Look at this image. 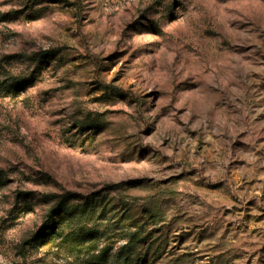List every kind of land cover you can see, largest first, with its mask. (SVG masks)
<instances>
[{
  "label": "rangeland",
  "instance_id": "obj_1",
  "mask_svg": "<svg viewBox=\"0 0 264 264\" xmlns=\"http://www.w3.org/2000/svg\"><path fill=\"white\" fill-rule=\"evenodd\" d=\"M60 193L105 198L104 264L128 223L146 264H264V0H0V264H85L35 239Z\"/></svg>",
  "mask_w": 264,
  "mask_h": 264
},
{
  "label": "trees",
  "instance_id": "obj_2",
  "mask_svg": "<svg viewBox=\"0 0 264 264\" xmlns=\"http://www.w3.org/2000/svg\"><path fill=\"white\" fill-rule=\"evenodd\" d=\"M56 53L57 51L49 49L36 53L31 58L32 61L34 59L43 60L45 58L50 60ZM10 87L16 91L18 84H13ZM44 197L48 203H51V206L46 217V222L37 232L35 239L42 241V239L63 238L64 240L69 239L72 242L84 243L83 246L91 254H88L89 257L85 264H104V254L108 250L103 249L97 253H92V251H95V241L100 240L104 235L99 236L100 232L96 229V223L103 213L101 208L105 198L99 200L91 199L86 202L77 200L69 193L48 194ZM97 213L98 216H96ZM125 228L119 239L114 237V230L108 232L112 233L111 235L116 239V242L122 241V244L114 253V264H146L147 254L143 253V248L145 246L146 249L151 243L153 233H146L142 228H137L129 223L125 225Z\"/></svg>",
  "mask_w": 264,
  "mask_h": 264
}]
</instances>
